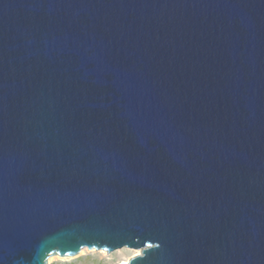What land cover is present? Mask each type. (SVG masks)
Segmentation results:
<instances>
[{"label": "water", "instance_id": "95a60500", "mask_svg": "<svg viewBox=\"0 0 264 264\" xmlns=\"http://www.w3.org/2000/svg\"><path fill=\"white\" fill-rule=\"evenodd\" d=\"M264 264V0H0V264Z\"/></svg>", "mask_w": 264, "mask_h": 264}, {"label": "rangeland", "instance_id": "374dc122", "mask_svg": "<svg viewBox=\"0 0 264 264\" xmlns=\"http://www.w3.org/2000/svg\"><path fill=\"white\" fill-rule=\"evenodd\" d=\"M133 250L139 249L120 248L107 252L103 250H88L87 248H83L82 253L71 258L48 259V264H115L121 259L131 257Z\"/></svg>", "mask_w": 264, "mask_h": 264}, {"label": "bare ground", "instance_id": "6f19581e", "mask_svg": "<svg viewBox=\"0 0 264 264\" xmlns=\"http://www.w3.org/2000/svg\"><path fill=\"white\" fill-rule=\"evenodd\" d=\"M89 250V249H88ZM83 252V248L80 250V252L78 253V254H80V253H82ZM140 251L139 250H133V253H132V255H131V257H134V256H137V255H140ZM77 254V255H78ZM76 256V255H75ZM73 257V256H72ZM131 257H128V258H124V259H121V260H119L118 262H116L115 264H126L127 262H128V260H129V258H131ZM54 258H59V259H62V258H65V257H59V256H57V255H53V256H50L48 259L49 260H52V259H54ZM67 258H71V257H67Z\"/></svg>", "mask_w": 264, "mask_h": 264}]
</instances>
